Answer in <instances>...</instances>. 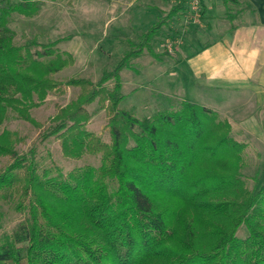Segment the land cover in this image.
<instances>
[{"label": "trees", "instance_id": "1", "mask_svg": "<svg viewBox=\"0 0 264 264\" xmlns=\"http://www.w3.org/2000/svg\"><path fill=\"white\" fill-rule=\"evenodd\" d=\"M42 5L0 0V129L12 114L35 126L40 144L56 141L65 159L100 162L63 172L42 165L35 147L19 153L18 134L0 131V206L21 217L0 237V264H264V180L248 186L247 145L228 121L186 99L142 117L120 106V72L156 56L165 19L97 81L59 80L74 57L59 41L17 44L10 27L14 14L33 17ZM68 88L76 96L46 123L31 118L48 94ZM94 102L108 141L87 129Z\"/></svg>", "mask_w": 264, "mask_h": 264}, {"label": "crops", "instance_id": "2", "mask_svg": "<svg viewBox=\"0 0 264 264\" xmlns=\"http://www.w3.org/2000/svg\"><path fill=\"white\" fill-rule=\"evenodd\" d=\"M89 1L90 5L74 3L70 33L55 39L58 48L74 57L72 66L87 70L109 57L120 59L165 19L153 46L156 56L138 58L143 72L139 81L129 79L134 87L128 98L135 101L136 94L143 93L136 88L153 74L160 92L171 95L168 76L181 75L185 84L181 80L180 90L186 99L228 121L231 136L247 145L245 158L249 151L264 152V0H237L238 5L202 0L198 24L186 23V0ZM172 37L180 40L177 54L162 56L157 39Z\"/></svg>", "mask_w": 264, "mask_h": 264}, {"label": "rangeland", "instance_id": "3", "mask_svg": "<svg viewBox=\"0 0 264 264\" xmlns=\"http://www.w3.org/2000/svg\"><path fill=\"white\" fill-rule=\"evenodd\" d=\"M42 1L43 5L39 8V11L35 16L25 17L17 14L12 16L10 27L15 32V42L17 44H23L30 40L35 41L38 44H47L55 41V39L61 36L68 35L70 33L69 29H71L70 27L73 26L72 24L75 21L74 3H87L90 5L89 0ZM230 7L233 9V6L230 5ZM157 41L162 44V56L167 55L173 58L175 57L174 55L177 54L180 47V40L178 38L172 37L163 41L157 39ZM175 41H179V43H176ZM167 43H172L171 50L165 49V45ZM118 59L119 57L116 56L109 57L105 64L103 63L101 66L97 65L96 68L94 66L89 67L87 70L79 69L76 66H70L59 72L56 75V78L64 80L69 77H85L91 79L92 81H97L100 74L103 71L111 70ZM145 59L152 60L148 55L145 56ZM139 63L138 59H136L132 65L134 66L132 70L128 71V69H124L120 72L122 83L121 94L124 96L120 104L122 108L132 111L137 117L150 116L155 111L160 110V108H168L170 105L177 106L181 100L186 99L184 91L180 90V83L182 80L181 75L180 77H178L179 75L177 77L168 76L171 82L169 83L167 89L171 91V95L168 92L163 91L168 94L164 95V93L160 92L161 89H158L156 84H154L155 74H153L143 80L144 83L142 82L141 87L136 88L138 91H143V93H137V99L135 101L130 100L126 94L130 90L131 86L134 87V85L129 86V79L139 81V75L143 72L140 70L141 65ZM184 80L185 79L182 80V84H185L183 83ZM76 94L77 89L72 88L66 89L65 94L63 95H58L56 93L48 94L45 102L41 106L31 110V118L38 124L42 125L46 123L48 118L55 114L56 106L66 105L76 96ZM88 111L91 113V119L87 124V129L100 136L103 141H108L109 136L105 127V111L101 110L96 102L88 107ZM1 130L16 132L18 134L19 141L17 142L15 148L19 153H25L29 149L35 147L37 157H41L43 159L42 165L44 166H49L51 162H53L54 165L60 167L63 172H68L84 165L97 166L100 162L99 156L89 155H85L79 160L65 159L62 157L59 144L56 141L50 140L45 144H40L37 140L38 131L35 126L29 122L15 118L12 114L9 115L0 131ZM245 159L247 168L243 169V174L246 178L248 186L252 188L255 183L257 184L258 182L264 180V152L259 153L249 151L246 153ZM3 161L4 159H0V163ZM20 222L21 217L15 214L11 208L7 205L0 206V237L9 233ZM238 236H245L243 229L238 231Z\"/></svg>", "mask_w": 264, "mask_h": 264}, {"label": "built area", "instance_id": "4", "mask_svg": "<svg viewBox=\"0 0 264 264\" xmlns=\"http://www.w3.org/2000/svg\"><path fill=\"white\" fill-rule=\"evenodd\" d=\"M202 0H186L187 11H186V23L198 24L201 20V8ZM179 43V41H175ZM172 43H167L165 49L171 50Z\"/></svg>", "mask_w": 264, "mask_h": 264}]
</instances>
